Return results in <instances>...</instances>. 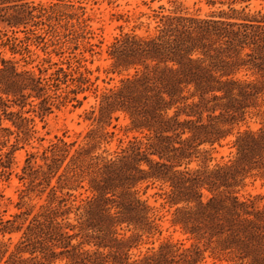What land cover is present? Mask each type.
Listing matches in <instances>:
<instances>
[{"label": "trees", "instance_id": "obj_1", "mask_svg": "<svg viewBox=\"0 0 264 264\" xmlns=\"http://www.w3.org/2000/svg\"><path fill=\"white\" fill-rule=\"evenodd\" d=\"M261 1L254 12L248 4L237 7L238 0L219 1L226 6L206 14L154 9L152 31L114 37L107 52L112 71L124 76L95 90L84 111L91 126L81 139L56 136L28 153L19 212L5 218L0 200V233L20 232L3 264H204L207 250L232 264H264V195L242 194L250 179L264 185ZM76 18L59 2L0 0V47L26 63L31 45L57 46L58 55L44 57L47 65L37 70L0 57V176L18 143L35 137L36 117L88 99L92 71L76 50L81 41L93 50V43ZM121 114L134 134L109 150L102 144ZM225 142L227 160L210 164ZM152 185L174 207L171 222L191 243L166 239L136 257L132 248L161 232L144 197ZM80 189L88 195L78 200ZM32 195L42 202L26 205L23 198ZM7 250L0 240V261Z\"/></svg>", "mask_w": 264, "mask_h": 264}, {"label": "rangeland", "instance_id": "obj_2", "mask_svg": "<svg viewBox=\"0 0 264 264\" xmlns=\"http://www.w3.org/2000/svg\"><path fill=\"white\" fill-rule=\"evenodd\" d=\"M35 4L43 3L50 4L52 2H59L65 12L74 14L81 22V26L84 27V31L88 40L93 43V50L87 49L86 46L80 42L78 51H83L87 60L84 63L91 69V80L94 84L91 89L85 93L88 94V99L84 100L83 105L74 107L71 103L67 106L58 108L53 106V111L46 113L43 117H36L34 122V128L36 130L35 137L29 141H20L18 148L15 150L11 162V166L5 175L0 176V200L2 203L1 212L5 218L11 217L15 212H19L20 209L17 206L20 201V192L24 187L20 174H22V166L24 165L25 158L31 150L41 149L42 145H48L56 136H63L66 140L71 141L75 139H81L87 129L91 126L90 121L85 118V109L94 102V92H101L105 88L114 87L124 76V73H118L112 71L111 59L108 55V47L115 36L122 32L132 31L133 29L137 33H147L152 31L153 27L157 23V19L153 16L154 9L164 10L174 9L177 6L184 7L185 10L192 13L206 14L212 9L219 6L225 7L219 1L227 3L232 0H217L215 6L207 4V0H28ZM261 0H238L235 3L237 7L248 4V10L254 12L263 8ZM69 5V6H67ZM264 10V9H263ZM77 18L73 21H77ZM78 28L79 25L77 24ZM23 35V32H19ZM51 51L47 54L45 50ZM39 47L31 45V49L34 53L30 56H26L30 63H26L21 54H12L9 47H0V57H14L18 60L20 67L26 66L28 68L34 67L37 70L36 64H41L44 57H50L52 61L58 59L56 52L52 51L57 47L54 45H43ZM66 54L69 52L66 51ZM47 65L48 62H44ZM81 95V94H80ZM128 119L121 114L118 120H113V124L108 127L110 131H114V135L109 137L108 142L102 144L103 147L109 150L116 149L122 142L133 136L134 132L127 130ZM7 121L3 122V125H9ZM251 127L257 128L259 122L257 119H251ZM246 124H242L237 127L236 130L244 129ZM230 136L228 140L232 139ZM14 140V135H12ZM229 144L225 142V145L218 147V151H213V159L209 162L214 164L218 161L227 160L229 154ZM224 156V157H223ZM201 161L196 160L192 163V166H197ZM143 190V187H142ZM158 192V193H157ZM162 192L158 185L150 186L144 197H146L151 206H153V213L157 216L160 223V233H156L152 237H149L132 248V255L138 256L146 252L151 247H157L162 241L171 239L173 241L184 242L186 245L191 243V240L182 233L179 226H175L171 222L172 212L174 207H171L165 202V199L159 193ZM78 194V200L85 198L88 195V191L80 189L76 192ZM264 195V185L261 179H250L247 186L243 189L242 194L248 196L249 194ZM23 200L26 205L36 204L38 205L43 199L38 196H25ZM264 203V198L260 200V204ZM20 232H13L12 234L3 235L0 233V240L6 244L8 250L4 253V258L1 259L0 264L4 263L5 258L10 251L14 248ZM1 257V254H0ZM204 264H232L225 255H219L213 253L211 250L205 251Z\"/></svg>", "mask_w": 264, "mask_h": 264}]
</instances>
